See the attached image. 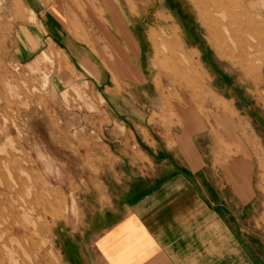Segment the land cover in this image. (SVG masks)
I'll list each match as a JSON object with an SVG mask.
<instances>
[{
    "label": "rangeland",
    "instance_id": "374dc122",
    "mask_svg": "<svg viewBox=\"0 0 264 264\" xmlns=\"http://www.w3.org/2000/svg\"><path fill=\"white\" fill-rule=\"evenodd\" d=\"M44 1L63 16L71 0ZM74 1L66 23L103 44L96 59L113 77L80 67L33 0H0V264H103L92 221L126 172L122 147L152 155L147 140L179 127L185 107L236 119L258 191L247 231L264 256V0H128L161 26L159 4L176 6L158 14L178 34L153 46L136 31L133 49L97 32L91 15L107 21L95 0Z\"/></svg>",
    "mask_w": 264,
    "mask_h": 264
},
{
    "label": "crops",
    "instance_id": "0c3cea01",
    "mask_svg": "<svg viewBox=\"0 0 264 264\" xmlns=\"http://www.w3.org/2000/svg\"><path fill=\"white\" fill-rule=\"evenodd\" d=\"M95 1L105 10L107 23L91 15L93 23L110 45L109 34L124 37L130 49V37L138 32L153 46L178 34V27L170 29L168 19L158 14L175 18L170 5L159 4L156 10L164 22L161 26L132 12L128 0ZM33 2L41 19L47 20L50 35L64 41L80 67L101 79L104 72L113 77L110 67L96 59L103 44L78 38L66 23L74 0L64 5L63 16L57 6ZM122 9L128 19L139 21L138 29L124 26L127 17ZM178 111L179 127L163 130L167 135L161 134L159 141L147 140L152 155L144 154L140 160L133 153L139 146L129 142L122 147L129 154L126 172L96 209L93 249L103 264H264L258 243L247 231V217L258 196L255 162L248 155L247 142L237 137L236 119L229 111H221L218 118H207L194 107Z\"/></svg>",
    "mask_w": 264,
    "mask_h": 264
},
{
    "label": "bare ground",
    "instance_id": "6f19581e",
    "mask_svg": "<svg viewBox=\"0 0 264 264\" xmlns=\"http://www.w3.org/2000/svg\"><path fill=\"white\" fill-rule=\"evenodd\" d=\"M1 170V169H0ZM8 203V202H7ZM15 203H16V201H15ZM15 208V207H14ZM12 209V208H11ZM20 209V208H19ZM7 210V209H6ZM13 210V209H12ZM28 210V209H27ZM30 211V210H29ZM7 212V211H6ZM20 214V213H19ZM23 214V213H22ZM9 215V214H8ZM21 215V214H20ZM12 216V215H11ZM21 216H23V215H21ZM20 218V217H19ZM23 218H24V216H23ZM26 219V218H25ZM25 219H24V221H25ZM28 219V218H27ZM26 219V220H27ZM11 220H12V218H11ZM31 220H33L32 218H31ZM24 221H22L21 220V222H24ZM1 222V221H0ZM3 222H4V220H3ZM11 222V221H10ZM16 222V221H15ZM27 222H29V220H27ZM6 223V222H5ZM30 223H33L32 221H30ZM3 226V225H2ZM23 226V225H22ZM29 226V225H28ZM24 227V226H23ZM25 229V228H24ZM29 232V231H28ZM29 235V234H28ZM3 262V261H2Z\"/></svg>",
    "mask_w": 264,
    "mask_h": 264
},
{
    "label": "flooded vegetation",
    "instance_id": "af4514ba",
    "mask_svg": "<svg viewBox=\"0 0 264 264\" xmlns=\"http://www.w3.org/2000/svg\"><path fill=\"white\" fill-rule=\"evenodd\" d=\"M174 7L176 8V6H173V7H172V8H173V10H175V8H174Z\"/></svg>",
    "mask_w": 264,
    "mask_h": 264
}]
</instances>
